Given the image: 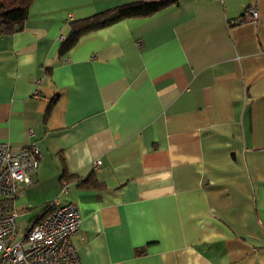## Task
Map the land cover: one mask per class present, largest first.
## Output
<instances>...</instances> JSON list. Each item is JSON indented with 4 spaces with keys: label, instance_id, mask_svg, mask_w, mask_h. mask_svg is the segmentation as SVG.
I'll return each mask as SVG.
<instances>
[{
    "label": "crops",
    "instance_id": "obj_1",
    "mask_svg": "<svg viewBox=\"0 0 264 264\" xmlns=\"http://www.w3.org/2000/svg\"><path fill=\"white\" fill-rule=\"evenodd\" d=\"M132 1L34 0L0 37V142L39 151L15 209L74 204L82 264H264V0H177L61 53Z\"/></svg>",
    "mask_w": 264,
    "mask_h": 264
},
{
    "label": "built area",
    "instance_id": "obj_2",
    "mask_svg": "<svg viewBox=\"0 0 264 264\" xmlns=\"http://www.w3.org/2000/svg\"><path fill=\"white\" fill-rule=\"evenodd\" d=\"M248 21L256 23L259 13L256 6L247 9ZM64 41V37H61ZM36 86L40 81L35 82ZM38 96V91L33 92ZM36 143L13 151L7 142H0V264H82L72 237L80 231L81 217L72 203L49 204V212L31 219L20 228L17 217L23 210L14 207L22 190L35 182L38 169ZM101 160L92 168L99 170ZM62 193L68 191L61 182Z\"/></svg>",
    "mask_w": 264,
    "mask_h": 264
},
{
    "label": "trees",
    "instance_id": "obj_3",
    "mask_svg": "<svg viewBox=\"0 0 264 264\" xmlns=\"http://www.w3.org/2000/svg\"><path fill=\"white\" fill-rule=\"evenodd\" d=\"M33 1L0 0V37L9 36L22 30L27 12ZM174 3H177V0H134L88 18L70 22L68 24L71 31L70 35L63 41L60 51L61 53L67 52L81 37L87 34L105 29L124 19L151 17ZM62 178L64 182L69 180L66 173L62 175ZM99 186L100 184L96 182L94 177L86 178L78 184L79 188L85 190L98 189ZM49 208V204L44 205L39 214L45 212L46 215L50 211Z\"/></svg>",
    "mask_w": 264,
    "mask_h": 264
},
{
    "label": "rangeland",
    "instance_id": "obj_4",
    "mask_svg": "<svg viewBox=\"0 0 264 264\" xmlns=\"http://www.w3.org/2000/svg\"><path fill=\"white\" fill-rule=\"evenodd\" d=\"M39 212V206L28 207V210L24 212L22 211V215L17 217V223L20 228L26 226V224L34 218Z\"/></svg>",
    "mask_w": 264,
    "mask_h": 264
}]
</instances>
